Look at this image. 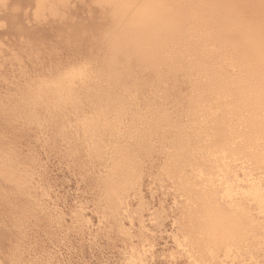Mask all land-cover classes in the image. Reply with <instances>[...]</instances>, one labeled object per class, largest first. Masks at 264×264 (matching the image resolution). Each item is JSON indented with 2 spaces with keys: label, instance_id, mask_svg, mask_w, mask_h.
Wrapping results in <instances>:
<instances>
[{
  "label": "rangeland",
  "instance_id": "obj_1",
  "mask_svg": "<svg viewBox=\"0 0 264 264\" xmlns=\"http://www.w3.org/2000/svg\"><path fill=\"white\" fill-rule=\"evenodd\" d=\"M3 1L8 3V0H3ZM38 1L39 0H37V3H40L41 1L43 2L45 0H40L39 2ZM48 1H50V0H48ZM66 1L69 4L66 3ZM66 1L64 0V3H63V1L61 2V1L55 0V2H54V0H53L52 3L54 2V4H53L54 7H53V5H51L52 4L51 2L46 3V1H45V5L47 6V9L45 8L44 5H42L44 3L41 2L42 4H38V5H40V7L43 6V8H42L43 13H42V11L40 12L41 8L37 7V5H36L37 3L35 1V3H33V5L30 6V12L28 13L27 18L23 23H20L21 21L18 23H17V21L13 22L10 20L12 17L3 15L2 10L6 7L5 4H7V3L0 1V23H2L1 21H3L4 24L6 23V25L0 24V41H1L0 42V52H1L0 53V65H2L0 67V96H1L0 97L1 98L0 104H2V105H0V116H1L0 117V133L1 132L3 133L2 135L0 134V141H1L0 145L2 146V147L0 146V150L2 151V152L0 151V166H2L1 168H3V169L0 168V173L4 174L3 171L1 172V170H4V168H6V170L9 169L10 173H8V171H6V170H4V172L5 173L7 172L8 174H12L11 176L6 177V179L4 176L7 173L4 174V176L0 174V176L2 177L0 179V183H2V184H0L2 186V187L0 186V216H1L0 217V222H1L0 223V250H1L0 251V264H151V263L139 262L137 255L141 251H143L144 248H148L150 244L156 245L158 243V241H156L149 233L140 231L141 227L137 223L138 222L137 219H132V218H135L141 212L150 213L154 209H158L160 211L167 213V216L169 217V219H173L172 215L175 214L176 212L178 213L175 215L177 218L179 217L178 215H180V218L181 217L183 218L182 212L180 213L182 208L180 209V207H183L184 203L178 202V200L180 199L179 198L180 191L178 190V188H175V187L171 188L172 194H160V195L155 196V197H153L152 194L147 195L146 193L137 194V195L132 194L129 196L127 195V197L124 198V207H125V209H127V214L129 215V217H128V220L125 221V225H126L125 232L116 233V234L112 233L111 238H108V235L106 233H104L102 231L97 232V228L99 225L98 224L99 223L98 216H101V214L105 215L104 213L106 212L107 207H108L107 210L108 211L110 210V205H109L110 202L108 201L109 199L105 198V196H108V189L104 188V185L106 184L105 182L107 181V179L101 178L102 176L100 173L103 170L104 166L101 165L102 166L101 167L100 165H97L93 161V163L95 165H97L98 168L101 167V169H97V168L93 167L92 164H90L96 170V174L99 175V173H100L99 176H101V177H99V176H97L98 178L91 177V179H90L89 178L90 176L89 177L86 176V183H85V179L83 180L84 174H80L78 167H77L78 161L80 163H82V159L80 158L81 159V161H80L79 157L78 158L75 157L76 155L73 158V155H71L69 153L70 151H73V150H75V152H76L77 150H79V151L83 150L84 151L87 149L86 151L88 152V154H85V152L84 153L80 152L79 154L80 155L85 154L83 158L85 159L87 157L90 160L89 155L91 153H89V150L92 153L96 150V153H97L98 152L97 148L91 149V148H88L86 146L87 144L86 145L82 144L81 146H83V147L86 146L85 149L83 147H82V149H81V147L73 149V147H75V146H73L71 148L72 149L71 150L70 149L71 146L68 148L66 146V144H67V142H70V141H71L70 144L72 142H75V139H66L64 136H62L63 134H60L59 136H57L58 138L61 136L59 139H57V141L60 143V145H61L60 147H62V148L65 147V148L64 149L59 148V147H57V149H54L55 147L50 148L48 146L49 140L47 139V136L43 137V133H42V129H43L42 126L43 125L40 122L44 121L46 118H47V121H44V122H49L51 120L60 121V119H61L60 117H62L64 119V121L65 120H68V121L71 120L72 123H76L77 127L79 125L80 128H82V127L84 128L83 124H85L89 127H93V129L102 130L106 127H113V126L119 124L124 119L130 120L128 122L130 127H133L132 124H130V122H132V121H134L138 124L139 122H142L144 120L147 123H149L151 120H154V119H156L158 121L163 120L164 123H160L162 121H159L158 123L163 124L164 125L163 127L166 128V129H162V127H161V130H160L161 131L160 133L163 134V135H161L163 141L165 142L166 145H168V151L166 149V152H167L166 155L168 153H170V154L173 153L172 152L173 149L171 148V141L173 139L177 138L178 141H180V142L179 143L177 142L178 143V150H177L178 153H177V156H175V157L178 159L180 158L181 163L183 161L182 166L184 165L185 161L187 162L189 159L192 160L195 156V158H198V160L196 162L197 165L195 164L196 166H194L195 168L201 167V166L202 167H209L211 164H215V162L216 163L219 162L220 158H222V156H224L223 155V153L225 152L223 149L224 146L221 144V143H225V141L221 142V141H223L222 136L224 133L221 136L222 139H219V137L221 135L219 132H222L223 129L225 131V128L222 129V127H226L227 123L224 122L222 117H224V115L228 113L227 111H230L231 109H236V106H235L236 104L233 105L234 106V108H233V106H231V105L227 106V104L225 105V103L224 104L222 103L221 104L223 106L222 107V106H219L220 104L216 105L217 104L216 101H212V99H211V101L208 100L209 102L208 101L205 102L206 107H204L203 102L201 103V102H198L196 100V95L198 94V92L199 93L201 92V90L198 91L199 90L198 88H200L203 84H201V83L198 84V83L194 82V79L197 76V74L195 73L196 70L194 68H192L193 66H190V64L192 65V60H190V58H189V53H190L189 49H190V46H191L193 40L195 39V34L197 31H200V33H204V31H206V30L208 31L209 36L207 39L211 43L209 45V47L213 48L215 46L214 51L211 54L213 55V57L216 56V58H217V53H222L225 56V58L227 59L231 56V54H227V51H231L233 53H235L234 51H236V49H238V50H240V52H244V53L246 51H249V53H247V54L245 53L246 56L240 55L235 60L239 64L235 70H239L241 72H248V74H246L247 77L249 75L255 74L253 76V78H255L257 81L260 82V85L257 86L258 89L260 88V90L255 91V95H253V99H256L257 101L260 99H264V97H263L264 96V92H263L264 87H262V89H261V86L264 85V82H263L264 81V62H263L264 57H262L260 55L257 56V54L255 52H253L249 46L243 44L246 42V40L232 32L234 27L231 25V22L223 23L219 19H210V20H207L205 22H202L201 24H196L190 20V18H192V16L189 12L177 10L178 11L177 16L179 18H181L179 21H185L186 24L184 27H182V25L178 22L181 29L176 34L177 37L175 36L177 42H169V43L164 44L165 49H164L163 54H165L167 52V54H165V56L168 57V53H169L168 59H165L166 57L164 55H162V58L164 56L165 58H163V59H165L166 61L163 59L160 61L161 58L159 59V57H161V56L157 57L155 54L154 60H156V61H154V66H153V62L149 61V59L151 57L146 55L145 53H143L144 51H146V53H149V51L147 52V50H145V49H146V47H147V49H149V46L150 45L152 46L151 43H150V45L147 43L149 45L148 46L145 43L147 41H144V43H143V41L142 42L139 41V43L141 44V46H140L138 41H136V44L134 45L135 42L132 40H129V43H127V38H120L118 35H116V36L114 35L111 37V35H113V33L110 31L113 28H115L114 26H116L117 24H116V22H112V23L111 22H108V23L99 22V18H101V11L98 9L96 11L95 8H97V6L95 5V3H92V6H91L93 12H90V10H89L90 6L87 5V4L91 5L90 2H88L86 5L81 6L82 0H66ZM87 1H95V0H87ZM3 3H4V5H3ZM72 3H74V4H72ZM57 4H58V8L56 7ZM50 5L52 8H54V10H55V7L57 8V10L59 9L58 14L55 13L57 10L56 11L53 10V12L56 14L55 15L51 11L52 8L49 9ZM76 5H78V8L73 9V7ZM3 6H5V7H3ZM25 6H27V5H25ZM36 7L40 8V9L38 10ZM35 8L38 11H34ZM50 11L53 13L52 14L53 16L51 15ZM36 12H38V13H36ZM64 12L66 15H69V20H67V22L66 21H60V18H61V16H63L62 14H64ZM34 13H36L37 16H35ZM39 14H41V15H39ZM162 14L165 15V13H162ZM212 14L213 15L218 14V12L217 11L212 12ZM38 15H39V17H38ZM54 15L57 17H54ZM196 16H193V18L195 19ZM44 18H46V19H44ZM199 18H200V16H199ZM28 19L31 22L30 24L28 23V21H29ZM43 20H45V21H43ZM50 20L52 22L54 21L55 23L51 24V23L46 22V21H50ZM83 20H84V23L81 24L82 23L81 21H83ZM86 20H89V21L93 20V21L89 22ZM195 21H196V19H195ZM44 23L45 24L47 23V24L45 25ZM22 24L24 26V30L19 31V26ZM111 24H112V26H111ZM110 27H112V29ZM17 28H18V30H17ZM116 28H118V26ZM211 28L216 29L218 31V35H212L211 34ZM34 29H36V30L32 31ZM109 29H110V31H109ZM46 30H48V31H46ZM114 31H115V29H114ZM119 31H121V30H119ZM119 31L117 33H119ZM256 31L258 33L261 31L264 32V29L259 28V29H256ZM104 33H105V35H104ZM122 33L123 32H121V34ZM102 34H103V36H105V38L110 37V39L109 40L105 39V40H108V41H105L104 37L102 38ZM21 36H24V37H21ZM113 37H116V39ZM181 38H183V39H181ZM103 40H104V42H103ZM111 40H112V42H111ZM116 40L118 43L114 42ZM119 40L123 41V44ZM195 41H197V40H195ZM107 42L110 43V45ZM112 43H114V44L111 45ZM130 43H131V45H130ZM132 43H133V45H132ZM137 43L139 44V46L136 47V45H138ZM117 44L121 48L119 46H117ZM122 45H125V46H122ZM126 45H128V47L132 46L133 51H130V49H127ZM107 46H111V47L114 46L115 52L112 51L111 47H110L111 48L110 49ZM115 46L117 48H115ZM124 47H125V49H127L128 53L126 51L125 52L122 51L124 49ZM138 47H139V49H138ZM142 47H144V50ZM116 49H118L119 51H121L122 53H125V54L122 55L121 52L117 53L119 51ZM135 49L137 51L138 50L141 51V57L138 60L136 58L139 57L138 54L140 55V52L138 53ZM15 50H17V51H15ZM110 50L114 53L113 56L115 54H117V56H115L117 58L113 57L112 55L110 56V53L112 54V52ZM201 51L202 50L200 49V51H198V52H201ZM132 52L136 53V54L133 53L135 57L131 55ZM126 53L127 54L130 53V55H128V58L126 56ZM152 54H154V53H152ZM144 55L148 56L149 59H147L148 57L146 58V56H144ZM170 55H171V58H170ZM109 56H110V58H109ZM129 56H130V58H129ZM136 56H138V57H136ZM142 57H144V59ZM155 57H157V59ZM111 58L113 60H111ZM141 58H142V60H141ZM115 59H117V60H115ZM129 59H131V60H129ZM145 59H146V62L148 60V62L146 64H144ZM169 59L171 60V63L168 62V61H170ZM93 60H94V62H93ZM119 60L122 64L117 65ZM126 60H127V62H125ZM151 60H153V55H152ZM182 60L184 62L180 63ZM186 60L188 62L191 61L190 64H188ZM18 61H20V62H18ZM123 61H124L125 65L123 64ZM136 61L139 63H137ZM158 61H160V62L158 63ZM172 61H173V63H172ZM88 62L90 63V66H87ZM142 62H144L143 65H140ZM156 62L158 65L157 66L158 69H157V67H155ZM150 63H152V64H150ZM177 63H179L180 65ZM186 63H187V66H185ZM217 63L220 66H225L224 63H221V62H217ZM111 64L114 67H111L110 66ZM136 64H138V65H136ZM159 64H160L161 68H159ZM148 65L150 67L153 66V69L150 67H148V69H146ZM171 65L174 67L172 68ZM69 66H71V67L76 66V68L73 67L74 69L73 68L71 69V67H69ZM79 66L82 67L81 71H80ZM122 66L126 67V69L123 68ZM143 66H145L146 68H142ZM168 66H169V68H168ZM67 67H68V71L70 68L71 69L70 71H72V70L78 71L79 70L80 72L78 71L79 72L78 73V72L72 71L69 73V72H67ZM84 67H86V68H84ZM102 67H104V68H102ZM127 67H128V69H127ZM130 67H131V69H130ZM170 67L172 68V70L170 69ZM83 68L85 69V71ZM92 68H94V69H92ZM107 68H108V70H107ZM110 68H111V70H110ZM113 68H117V69L114 71ZM122 68L125 69L126 72H125V70H121ZM187 68L188 69L191 68L190 69L191 71L190 70L188 71ZM104 69H105V71H104ZM168 69H170V71ZM65 70L67 72L66 73L67 81H69L68 80L69 78H70L71 82L74 81V79H75V83H70V81L68 83L66 81L68 83L67 84L64 81V80H66L64 78ZM100 70H102L104 73ZM112 70L114 73L111 72ZM127 70H128V72H127ZM175 70H177V71L175 72ZM60 71H61V73L63 72L62 73L63 77H61ZM99 71H100V73H99ZM119 71H121V73L123 72L124 75L121 73L119 75ZM157 71H159V72H157ZM73 72L76 75H74ZM130 72H132V74ZM77 73L80 77L79 76L77 77ZM94 73H95V75H94ZM109 73H111V75ZM128 73H130V74H128ZM67 74H69V75L73 74L71 76H73L74 79L71 76H67ZM82 74H84V75L82 76ZM90 74L93 78L95 77L94 80H93V78H91V76H88ZM112 74H114V75L112 76ZM194 74H195V77H193ZM43 75H44V78L42 77ZM116 75L119 77H117ZM125 75H126V77H125ZM127 75L128 76L130 75V77H128ZM131 75L133 77H131ZM37 76L41 77L43 80L45 79V81L48 80L47 84L45 81H42V79H40ZM45 76H47V77H45ZM101 76H103V78ZM109 76L110 77L112 76V77L108 79ZM219 76L223 80L227 81V76H228L227 72L225 73L224 71H220ZM35 77H36V79H35ZM51 77L53 78L54 82L51 81L52 80ZM57 77L63 78L64 79L63 81L65 83L61 82L62 79L60 80ZM97 77H99L100 79ZM113 77H115V78H113ZM190 77H191V79H190ZM31 78H32L33 82L30 81ZM77 78H79L80 80H77ZM86 78H88V79H86ZM57 79L60 81H58ZM89 79L92 81L90 82ZM116 79H117V81H116ZM135 79H137V80H135ZM49 80L51 81L50 84H49V82H50ZM120 80H121V82H120ZM8 81H10L11 83H9ZM56 81H58V82L56 83ZM84 81L86 83H84ZM109 81L111 83H109ZM114 81H116V82H114ZM133 81H135V82H133ZM26 82L28 83V86H26L27 85ZM103 82H105V83L107 82V83L105 84ZM112 82H114V83H112ZM126 82H127V84H129V89H130V87L132 88L129 91H128V87H126V86H128L126 84ZM30 83H32V84H30ZM54 83H55V85L56 84L57 85L55 86ZM115 83H117V84H115ZM123 83L126 85H124ZM193 83H195L197 86ZM45 84L47 85L48 88L46 87ZM58 84H60V85H58ZM74 84H76V85L74 86ZM83 84H84V86H83ZM86 84H87V86L91 84L90 85L91 89L89 88V86L87 89H85L87 87ZM110 84L113 86H111ZM139 84H140V86H139ZM34 85H37V86H34ZM50 85H51V87H50ZM69 85H72V86H69ZM108 85H110V86H108ZM116 85L117 86L119 85V86L115 87ZM131 85H134V87ZM38 86H40V87H38ZM62 86L64 89L62 88ZM67 86L71 87V88L75 87L76 90L73 91L75 89L74 88V89H71L68 91ZM136 86H138V87L135 88ZM243 86L246 88V86H247L246 83ZM34 87H35V89H34ZM37 87L40 88V90L37 89ZM44 87H46V88H44ZM55 87L58 88L59 93H57V91H56L57 88H55ZM257 87H256V89H257ZM19 88H21V89H19ZM29 88L31 91L29 90ZM49 88H50V91H48ZM60 88H61V91H59ZM79 88H81V89H79ZM110 88H111V90H110ZM98 89L102 91V94H101V92H99ZM104 89H107V90L103 91ZM135 89L138 92V94L135 95L136 97L135 96L131 97V93H132V96H133V94L137 93V92L133 93L135 91ZM196 89H198V90H196ZM64 90H65V94H64ZM94 90H95V92H94ZM19 91H21V92H19ZM27 91L30 93H27ZM32 91H35V93ZM37 91L39 92L38 96H37ZM67 91H68V93L69 92H71V93L76 92V96L74 93H73L74 94L73 99L71 97V95H73V94H71V93H69V94H71L70 95L71 98L66 96ZM24 92L27 94H24ZM86 92H88V93H86ZM96 92H97V95H95ZM129 92H130V94H129ZM47 93L51 94L50 97H48L49 95ZM81 93H84V94H81ZM106 93H108V95H110L111 97L108 95H105ZM159 93H160V95H159ZM22 94L24 96H22ZM39 94L41 95V98L43 97L46 100V102H43L45 100L43 98L41 99L39 97L40 96ZM44 94H47V95L44 96ZM58 94H60V95L62 94L63 97L58 95ZM99 94H100V98L97 97V96H99ZM19 95H20V97H19ZM103 95H104V97H103ZM189 95H191V96H189ZM246 95L249 96V91ZM250 95L252 97V94H250ZM78 96H80V97H78ZM145 96L147 97V99L145 98ZM34 97L36 98V100L34 99ZM45 97H47V98H45ZM54 97L56 100L54 99ZM251 97L249 96V98H251ZM26 98H27V101H26ZM29 98L31 101L28 100ZM80 98H81L82 102H80ZM96 98L99 100H96ZM102 98L105 99V102H102ZM17 99H19V101ZM68 99L73 101V102L69 101ZM106 99H108V101ZM23 100H24V102H23ZM41 100H43V101H41ZM47 100L49 102H47ZM100 100H101V102H98ZM132 100H133V102L136 101V103L131 102ZM61 101L64 105L61 103ZM91 101L92 102L94 101V103H92ZM13 102L15 104L17 103L15 106L17 109L13 106L14 105ZM42 102L44 105L42 104ZM52 102H53V104L55 103L56 105L55 104L53 105ZM107 102H108V106L106 104ZM25 103H27V104H25ZM95 103H97V104L95 105ZM178 103H180V104H178ZM195 103H196L197 107H196ZM199 103L203 104L201 107L202 108L204 107V109H206L208 107L207 108L208 110H204V111H203V109H200V111L197 110V108L199 109V107H200ZM207 103H211V104L209 105ZM214 103H216L215 108H214ZM3 104H5V105H3ZM36 104H38V105L35 106ZM41 104H42V106H40ZM72 104H74V105H72ZM135 104H140V105H135ZM71 105H72V107L73 106L74 107L72 108ZM77 105H78V107L79 106L80 107L78 108ZM83 105H84V107H83ZM85 105L86 106L89 105V106L86 107ZM23 106H25V108ZM211 106L215 110L214 113H212L213 108ZM224 106L226 108H224ZM58 107L61 108V110ZM81 107H83V109H81ZM189 107H191V108H189ZM229 107L231 108L230 110H229ZM28 108H30V109H28ZM56 108H58V109H56ZM66 108H67V110H66ZM68 108H69V110H68ZM209 108L211 111L209 110ZM217 108H218V110H217ZM221 108H223V109H221ZM73 109H74V111H73ZM43 110L46 112L43 113ZM58 110H60V114H59ZM70 110H72V111H70ZM75 110H76V112H75ZM39 111H41L43 114ZM207 111L211 113L210 116H209L210 113L208 114ZM222 111H224V112H222ZM254 111L255 110H253V114H256ZM57 112H58V114H57ZM195 112H197L198 114H201V112H204L205 116L202 113V115H201L202 118H201L200 115L198 116V114H194ZM65 113H67V114H65ZM6 114H7V116H6ZM46 114H48V115L46 116ZM70 114H72V115H70ZM206 114H207V116H206ZM12 115L13 116L16 115V117H13ZM69 116L71 117V119ZM137 116H138V118H137ZM203 116L207 117V118L210 117L211 119L209 120V119L203 118ZM17 117H19V118H17ZM253 117L255 118L256 115L255 116L253 115ZM72 118H73V120H72ZM10 119L12 120V122L10 121ZM30 119L32 120V122H30L31 121ZM63 119H62V121H63ZM189 119L191 122L189 121ZM194 119L196 121L197 120H199V121L194 122ZM205 119H206V121L208 120V122H209L208 124H211L212 126H216L218 124L216 126V128L220 129L219 125H221L222 131H221V129L220 130L219 129L214 130L213 127H211V129H213L215 132H218L219 134H217V133L215 134L214 132H212L213 130L211 131V129H210L211 125L210 126H207L208 124L204 125L203 122L205 121ZM217 119L221 124L217 121ZM13 120H15V122H13ZM252 120L254 121V119L251 117V118H249V122H248V120H247V122L250 123V121H251V123H253ZM240 121H242V120L236 121V123L235 122L229 123L227 125L228 128L226 127V131L228 130V132H229V133L228 132L227 133L231 134L233 136H237V134H235V133H236V131L239 130L237 127H239V128L241 127ZM16 122H17V124H16ZM215 122H217L216 125H215ZM30 123L32 124V126H30L31 125ZM35 123H36V125H35ZM165 123L166 124L170 123V125L167 124L168 126H170L169 127L170 129L165 126L166 125ZM194 123H197V126L195 125L196 128H195V126H193ZM198 123H199V126L202 125L200 128L198 127ZM233 123L235 124V126H233L234 125ZM23 124L25 126H23ZM47 124L48 123H46L45 125H47ZM189 124H190V126H193L192 127L193 130L190 129ZM231 124H232V126H231ZM28 125H29V127L26 128V126H28ZM160 126H162V125H160ZM205 126H207L206 127L207 129H210L209 131H207V132H209L208 135L206 133V130H204ZM37 127L38 128L40 127L41 129L39 128V130H38ZM197 127L199 129H202V127H204V129H202L204 131H202V130L199 131ZM235 127H236V129H235ZM29 128H30V130H27ZM229 129H231V130H229ZM232 129L235 132H233ZM196 130L198 133L195 132ZM32 131H33V133H31ZM226 131H225L224 135H226ZM193 132H195L197 134L196 137L193 134ZM200 132H202L204 134H202ZM205 133L207 136L205 135ZM210 133L214 136H212ZM35 134H37V135L35 136ZM190 134L192 136L193 135L194 136L192 137ZM199 134H202L203 136L207 137V138L204 137L203 138L204 141H202L204 146H205V143H207L206 146L208 148L206 146L204 147L205 149L207 148L206 151L211 152L213 150L212 153L205 152L206 156L208 158L207 157L199 158L201 156V154L203 153L202 151L203 150L205 151V149H202V147H201L202 143H201V146L199 147L200 149L197 148L198 146L196 145V142H197L196 139H195V141H196L195 144H194V142L192 143V139L197 138V136L200 137V139L198 138V142L201 141V136ZM32 135H34V136H32ZM215 135H216V137H215ZM5 136H6V138H5ZM185 136L187 138H190V137L192 138V139L190 138L191 139L190 143H192V145L190 143H187L188 141L186 138H184ZM244 136L242 138H244ZM247 136L248 135H246V138L244 139V141H246V142L250 141V143H252L251 141H253L252 144L255 143L254 145L259 143L258 144V146H259L261 143L264 142V139H263V141H262V139H261V141H259L258 138L255 140V138L250 137V136L247 137ZM63 137L65 138L64 141H63ZM213 137L215 139L218 137V141L220 140L219 142H221L220 144L222 146H220V148H219V144H217L218 141H216V144L218 145V149H220V150L222 149L223 152H221L222 151L221 150L220 152L217 153V151H218V150L216 151L217 146L214 143L215 139H214V142H212ZM41 138L43 139V141ZM182 138L184 139V141H187V142H184ZM208 138H211L210 142H208L209 141ZM248 138H250V139H248ZM4 139H5V141H4ZM37 139H41V141L39 142V141H37ZM181 139H182V143L184 142L183 145H185V143L187 145H191L190 150H191V148H195L194 146L196 145L197 149L196 150L192 149L191 152L188 151L189 149L187 148L188 149L187 152L190 153L189 155L191 156L192 159L189 158L187 153L186 154H187L188 158L184 157V159L187 158L188 160L185 159V161H184V159H182L183 157L181 158L180 154H182V156L185 155V153L179 154V151L182 152V150H179V146H180L179 144H181ZM190 139H189V141H190ZM206 139H207V141H206ZM225 139H226V137H225ZM45 141H48V142H45ZM65 141H67V142H65ZM211 142H212V144H211ZM5 143H6V145L9 144V145H7L8 146L7 148H6ZM208 143L213 145V147L216 146L215 151H214V149L208 150L209 149ZM28 144H30V145H28ZM63 144H65V145H63ZM75 144L77 145V142H75ZM198 144L200 145V143H198ZM238 144L236 146L237 147L236 150H238L239 155L237 154L236 150H233L232 152L230 151L231 153L229 152L231 154V156H232V153L234 155V153L236 152V154L234 156H237L238 158H240L239 159L240 161H243L244 159L246 161L253 160V159L249 160L248 155L250 156V158H253L255 156V159L257 158L258 161L259 160L263 161L262 163L254 164V162L255 163H257V162H256V160H253L254 162L251 165L253 167L254 171H256L255 172L256 176L257 177L259 176L257 179V184L258 183L261 184L260 187L263 188L264 187V178H263V175H264V168H263V166H264V150L262 151L258 147L259 150H258V148H256V150H257L256 151L255 146L251 147L252 148L251 149V148H248L247 146H245V144H243L244 147L242 146V148H241V146H238ZM211 145H210V147L213 148ZM263 145H264V143H263ZM20 147H22V148H20ZM181 148H184V147L182 146ZM239 148H241V149H239ZM60 149H62L63 151ZM64 150H65V152L67 151L66 152L67 155L64 154L65 153ZM183 150L185 151L186 149H183ZM194 150L198 152V153H196L197 155L199 154V151H200L201 152L199 154L200 156L195 155L194 154L195 152H193ZM251 150H253V151H251ZM243 151H245V152H243ZM25 152H26V154H25ZM213 152H214V154H213ZM226 152L228 153V150ZM261 152L263 153L262 154L263 157L260 154ZM31 153H33V156ZM62 153L66 157L65 156L63 157ZM192 153L194 154V156H192ZM34 154H36V155H34ZM68 154H69V156L72 157V159H71V157L69 158ZM178 154L180 157L178 156ZM210 154H211V156H209ZM219 154L222 156H220ZM230 154H228V155H230ZM242 154L246 155V156H243ZM251 154L253 155V157L251 156ZM24 155H26V157ZM6 156H7V158H5L6 159L5 160L4 157H6ZM93 156L95 157V155H93ZM11 157H12L13 163L11 161ZM27 157L29 158V160L26 159ZM96 157H97V155H96ZM34 158L36 159V162H37L35 164L33 161L31 162V160ZM37 158H38V160L41 159L40 160L41 162L38 161ZM70 160H72V161H70ZM189 161H188V163H190ZM25 162L29 164V165L26 164L27 165L26 167H25ZM90 162H91V160H90ZM180 162L178 160L177 164L178 163L181 164ZM193 162L194 161L192 160V163L189 165H186L187 164L186 163L185 164L186 166L184 165V167H187L190 165L193 166L194 165ZM23 164H24V166H23ZM31 164H32V166H31ZM40 164H42V165H40ZM3 165H5V166L3 167ZM33 165H35L34 169H37V171L33 169V167H34ZM36 165L40 169H38L36 167ZM248 165L250 166V164H248ZM177 166L179 167V165H177ZM41 168H43V169H41ZM93 168H90V171H92ZM179 168H181V167H179ZM188 168H192V167H188ZM197 169L199 170V168H197ZM10 170L14 171V172L12 173ZM38 170L40 173H38ZM25 171H26V173H25ZM14 173H15V175H14ZM31 173H32V175H31ZM260 174L262 175L261 177H260ZM80 176H83V177L80 178ZM17 177H19V178H17ZM33 177H35V178L37 177V178L35 179ZM10 179H11V181H10ZM20 179H22V180H20ZM4 180H6L8 183L7 182L5 183ZM33 180H35V181L32 182ZM90 180L91 181L93 180V182L91 183ZM37 182H40V183H37ZM23 183H24V185H23ZM230 183H231V181H230ZM39 184H42L44 187L41 188L42 186ZM17 187H19V188L17 189ZM98 187H100V188H98ZM1 190L4 191L3 192L4 194L2 193ZM19 191H21V192H19ZM2 194H3V196H2ZM30 195H33V196L31 197ZM43 195H45V196H43ZM36 196L38 197L37 199H36ZM1 198L4 200L2 201ZM21 198H22V200H21ZM24 198H26V199H24ZM161 201H163L164 203H161ZM185 201H187V200H185ZM179 203H182V204H179ZM40 204H42V205L47 204L48 206L46 205L47 207H45V205H44L43 207H45V208H43L42 205H40ZM54 205H56V207L58 206V208H62V211L57 213L56 207H54ZM112 206H113V203H112ZM98 207L99 208L101 207V208L98 209ZM47 208H48L49 212H48V210H46ZM81 208H83V210ZM86 209H87V212H85ZM104 209H105V211H104ZM102 210L104 213L102 212ZM36 211H37V213H36ZM43 211H47V212L43 213ZM52 211H56V212H52ZM91 211H93V212H91ZM172 211H173V213H172ZM114 214H115V216L117 215L115 212H112V215H114ZM258 214H259V216H258ZM260 215H262V216H260ZM118 217H120V216H118ZM256 217L262 219L263 214L260 212L256 213ZM113 219L116 220V217H114ZM61 220L64 221V223L62 222V224H61L60 223ZM84 220L86 223H89V221H91V227L89 229H85V230L81 231L76 227H77V225H78V227H82V226L86 227L85 226L86 224L82 225V221L84 224ZM115 220H114V222H115ZM122 220L118 221L119 222L118 225L121 223ZM180 220L177 219V223H175V225L168 226V230H167L168 232H166V230H165L163 234L159 235V237L160 236L161 237L160 238L158 237L160 244L158 245L159 249L157 248L158 249L157 257H158V260H160V261L157 264H179L173 260H168L166 262L165 257L167 260V258H170V256L172 255L171 253H173V251H178L177 244H174V243H176V241H174V240L177 239V235L181 239L185 235L184 234L185 231L180 232V233H182L181 235H180V233L179 234L177 233L178 232L177 230L181 229L180 223L182 224V222H183L182 220L181 221ZM58 221H59V223H58ZM59 224L61 225V227ZM184 230H185V228H184ZM170 231H171V233H170ZM172 233H174L173 234L174 238L172 236ZM191 237H194V234H192ZM166 243H168V245H170L172 248L170 246H169L170 248H168V245L166 247V245H165ZM160 245H163L164 247L163 246L159 247ZM260 247H264V229H259L255 232V234L251 235V241L250 242L240 243V248L247 254L246 262L248 264H264V254H262L260 252ZM160 250L162 252H160ZM167 251H169V252H167ZM166 252H167V254H166ZM164 253L166 254V256ZM169 253H170V255H169ZM158 255H160V256H158ZM167 255H169V257ZM194 255L196 258L199 259L198 264H202L200 259L204 258L208 254H205L203 252H199V253L197 252V253H194ZM160 257H164V258H160ZM162 259L164 262L162 261ZM231 261H233V260H231V257H230L229 260H227L228 264H231L232 263ZM240 264H243V263H240Z\"/></svg>",
  "mask_w": 264,
  "mask_h": 264
},
{
  "label": "bare ground",
  "instance_id": "obj_2",
  "mask_svg": "<svg viewBox=\"0 0 264 264\" xmlns=\"http://www.w3.org/2000/svg\"><path fill=\"white\" fill-rule=\"evenodd\" d=\"M1 2H4V3H7L3 0H0ZM37 3V0H8V3L5 4V7L2 11H3V15H6V16H9V17H12L10 20L11 21H17L20 22V23H23L27 16H28V13L30 12V6L33 5V3ZM40 1V0H39ZM38 1V2H39ZM46 3H52V1H48V0H45ZM45 1H41L40 3H37V7H40V5L38 4H42L45 6V8L47 9V6L45 5ZM57 1V0H56ZM58 1H63L64 3V0H58ZM66 1V0H65ZM55 2V0H54ZM54 2L51 4L53 5ZM70 2V1H69ZM88 2L91 3L90 4H87ZM3 3V5H4ZM66 3H68L66 1ZM75 3V2H74ZM72 3V4H74ZM92 3H95V5L97 6L96 11L97 9L101 11V18H99V22L101 23H108V22H116V26H114L115 28L112 29V27H110L112 30L109 31L113 33L112 36H116L118 35L120 38H127V43H129V40H132L134 41V45L136 44V41H139L144 43V41H147L145 42L146 44L148 43L150 45V43L152 44V46L148 45L149 46V49H146L147 52L149 51V53H146V51H144L143 53H145L146 55L150 56L152 58V55H153V60H151V58L149 59L148 56H146L147 59H149L150 62H153V66H154V56L156 54L157 57H159L160 61L165 58V54H167V52L165 54H163L164 52V49H165V43H169V42H177L175 36L177 37V33L178 31L181 29V27L179 26V23L182 25V27L185 26V21H179L181 18H179L177 16V13L178 11L177 10H181V11H186V12H189L192 16V18H190L191 21H193L194 23L196 24H201L202 22H205L207 20H210V19H219L221 22L225 23V22H231V25L234 27L233 29V33L237 34L238 36L242 37L243 39L246 40L245 45L249 46L251 48V50L253 52H255L257 54V56H262L264 57V32L261 31V32H257L256 29H264V0H95V1H87V0H82L81 1V6L83 5H88L90 6L89 10L90 12H93L91 6H92ZM69 4V3H68ZM27 5V6H25ZM51 5L49 6V9L52 8ZM63 5V4H62ZM65 5V4H64ZM56 6V5H55ZM67 6V5H66ZM73 6V5H72ZM28 7V8H27ZM36 7V8H37ZM54 7V5H53ZM58 8V4L56 6ZM55 7V10L54 8L51 9V11L53 12L57 10V8ZM34 11H38L40 8V12L42 11V8L43 6H41L40 8H37ZM44 8V9H45ZM78 8V5L74 6L73 9H77ZM45 9V10H46ZM81 9V8H80ZM44 10V11H45ZM59 10V9H58ZM56 11L55 13L58 14L59 11ZM50 11V12H51ZM78 11V10H77ZM218 12V14H212V12ZM39 12V13H40ZM51 12V15L54 13ZM38 13V12H36ZM34 13L35 16H37V14ZM43 13V11H42ZM54 13V14H55ZM162 13H165V15H163ZM55 14V15H56ZM65 14V12H64ZM62 14L63 16H61L60 18V21H66L69 20V15H64ZM33 15V16H34ZM41 15V14H39ZM38 15V17H39ZM54 17H57L55 16ZM197 15V16H196ZM34 16V17H35ZM45 16V15H44ZM43 16V17H44ZM47 16V15H46ZM53 16V15H52ZM193 16H196L195 19L193 18ZM200 16V18H199ZM77 18V17H76ZM75 18V19H76ZM183 18V17H182ZM46 19V18H44ZM72 19V18H71ZM29 20V19H28ZM27 20V21H28ZM35 20V19H34ZM39 20V19H38ZM45 21V20H43ZM79 21V20H78ZM86 21H89V20H86ZM90 21H93V20H90ZM89 21V22H90ZM2 23H0L1 25H6V23L4 24L3 21H1ZM47 23H51V24H54L55 22L53 21H46ZM65 22V23H66ZM69 22V21H68ZM83 24L84 23V20L81 21ZM179 22V23H178ZM28 23L30 24V20L28 21ZM46 23V24H47ZM45 24V23H44ZM45 24V25H46ZM115 24V23H114ZM113 24V25H114ZM110 25V24H109ZM54 26V25H53ZM112 26V24H111ZM118 26V28H116ZM123 26V27H122ZM36 27V26H35ZM48 27V26H47ZM46 27V28H47ZM121 27V28H120ZM49 29V28H48ZM115 29V31H114ZM18 30V28H17ZM23 31L24 30V26L23 24L19 26V31ZM36 29L32 30V31H35ZM44 30V29H43ZM121 30V31H119ZM185 30V29H184ZM48 31V30H46ZM108 31V32H109ZM119 31V33H117ZM104 32V31H103ZM109 32V33H110ZM121 32H123L121 34ZM106 33V32H105ZM104 33V35H105ZM108 34V33H107ZM111 34V33H110ZM211 34L212 35H218V31L214 28H211ZM207 36V37H206ZM208 36H209V33L208 31H204V33H200V31H197L196 34H195V39L193 40L191 46H190V53H189V58L190 60H192V65L190 64L191 61H187L188 64H190V66H193L192 68H194L196 71L195 73L197 74V76L195 77V74L193 77H195L194 79V82L195 83H201L203 84L200 88L196 89L198 91L201 90V92L196 95V100L198 102H203L204 103V107H206L205 105V102H207L208 100L211 101H216V103H214V108L216 107V105L220 104L219 106H222L221 104L225 103V105L227 104V106H233L235 105L236 106V109H231L229 107V110L230 111H227L224 115L223 120L226 124V127L229 123H232V122H235L236 121H239V120H242L240 121L241 122V127H237L239 130L236 131L235 134H237V136H233L231 134H228V130L226 131V127H222L221 125L220 126V129L222 127L225 128V131H226V135L225 134V131L223 129H221L222 132H219L221 135L219 137V139H222L223 137V141L221 142H224L225 143H221L218 141V137L215 139L213 137V141L214 142V139H215V144H216V141L217 144H219V148L220 146H224V153L220 156H222V158H220V161L219 162H215V164H211L209 167H194L197 165V160L198 158H195L194 154L197 155L196 153H198L197 151H195L197 148L200 149L199 147L201 146V143L202 141H204V137L202 134H199L201 136V141L198 142V138L200 139L199 136H197V138H194L192 139L190 136V138L192 139V143L196 142V145L198 146L196 148V145L194 146L195 148H191L190 150V147L192 145L191 142V139L190 138H187L186 136L184 138L187 139V141H183L184 142H187V143H190L191 145H187L184 142L182 143V139H181V144H179L180 146L182 145L184 148H181L179 146V150H182V152L179 151V154L180 153H185V155L182 156L181 155V158L184 159V157H187V154L189 156V158H191V156L189 155L190 153L187 152L188 151H192V149H195L193 152H195L194 154L192 153V156H194V158L192 159L194 162H193V166H187V167H184V165H189L192 163V160H188L190 163H188V161L186 162L185 159H184V165L182 166V163L180 162L181 159L179 158H176L175 156H177V153H178V143L180 141H178V139H173L171 141V148L173 149L172 150V154L168 153L166 155V149L168 151V145L165 144V142L163 141L160 132L161 130V127L162 129H166L164 128L163 124H160V123H164L163 120H159V121H162L160 123H158L159 121L154 119V120H151L149 123H147L145 120L142 121V122H139L138 124L134 121L130 122V124H132L133 127H130L129 126V119L126 120L124 119L123 121H121L119 124L113 126V127H106L102 130H97V129H93V127H89L85 124L84 125V128H80V126L78 125L77 127V124L76 123H72V121H68V120H65L60 117V121L58 120H51L49 122H44V121H47V118L40 122L42 125V133H43V137L44 136H47V139L49 140L48 141H45V142H48V146L50 148L52 147H55L54 149H57V147L59 148H62L60 147V143L57 141V139H59L57 136H59L60 134H63L62 136H64L66 139H75V142H77V145L75 144V142H72L70 144V142H67L66 146L69 148L70 146V149L73 147V149L75 148H80L82 149L83 146H81L82 144H87L86 146L88 148H97L98 152L96 153V150L92 153L90 150H89V153H91L89 156H90V160L87 158H83L85 154H88V152L86 150H77L75 152V150L73 151H70L69 153L71 155H73V158L74 156L75 157H79V159L81 158L82 159V163H80L78 161V164H77V167H78V170L80 172V174H84V178L83 180L85 179V183H86V176L89 177L91 179V177H95V178H98L97 176L100 175L101 173V178H106L107 181L105 182L106 184L104 185V188L108 189V196H105L106 199H109L108 201L110 202V210L108 211L107 208H106V212L104 213L103 210L102 212L105 214V215H102L101 216H98V220H99V225H98V228H97V232L98 231H102L104 233H106L108 235V238H111V234L112 233H121V232H125V229H126V225H125V221L128 220V217L129 215L127 214V209H125L124 207V198L127 197V195H137V194H142V193H146L147 195H150L152 194L153 197L155 196H158L160 194H172L171 193V188L175 187V188H178V190L180 191L179 193V200L178 202H183L184 205L183 207H180L181 211L180 213L182 212V216L183 218L181 219L180 218V215H178L179 217L177 218L175 215L178 214L177 212L175 214H173V219H169V217L167 216V213L163 212V211H160L158 209H154L152 212L150 213H144V212H141L139 213L138 216H136L135 218H132V219H137V223L139 224V226L141 227L140 228V231L142 232H146V233H149L156 241H158V243L156 245H153V244H150L148 248H144L143 251H141L138 255H137V258H138V261L139 262H142V263H151V264H157L159 263L160 260H158V257H157V251H158V245L160 244V241H159V235L163 234L164 231L166 230V232H168V226H173L175 225V223H177V219H181L183 222L182 224L180 223V227L181 229L180 230H177L178 234L180 232H183L185 231V235L183 236V238H179L178 235H177V239H175L174 241H176V243L174 244H177V249L178 251H173V253H171L172 255L170 256V258H167L166 260V257H165V261L167 262L168 260H173L175 261L176 263H179V264H198L199 262V259L195 257L194 253H199V252H203L205 254H208L207 256H205L204 258L200 259V261L202 262V264H228L227 260H229V258L231 257V261L230 263L231 264H240V263H243V264H248L246 262V259H247V254L240 248V243H246V242H250L251 241V235L255 234V232L259 229H264V187L261 188V184H257V179L258 177L256 176L254 169L253 167L251 166L252 163L254 162L253 160H256L257 163L254 162V164H258V163H262L263 161L259 160L256 158L255 159V156L253 157V155L251 154V156L253 158H250V156L248 155V159H253V160H250V161H240L237 156H234L236 154V152L232 153V156H231V152L233 150H236L237 149V144L238 146H243V144H245V146H247L248 148H251L253 146H255V150L256 148H260V150H264V145L263 143H261L259 146L258 144L254 145L252 144L253 141H251L252 143H250V141L246 142L244 141V139L246 138V135H248L247 137H253L255 138V140L258 138L259 141H263L264 139V99H260V100H256V99H253V95H255V91L257 90H260V88L258 89L257 86L260 85V82L257 81L255 78H253V76L255 75H249L247 77L246 74H248V72H241L239 70H235L237 67H238V62L235 61L240 55H244L246 56L247 53H249V51H246L245 53L244 52H240V50L236 49V51H234L235 53L231 52V51H227V54H231V56L229 58H225V56L222 54V53H217V58L216 56L213 57V55L211 53H213L214 51V47L211 48L209 47V45L211 44L209 41H208ZM21 37H24V36H21ZM20 37V38H21ZM104 37V40L105 39H110V37L108 38H105V36H103L102 34V38ZM118 37V38H119ZM116 39V37H113ZM129 38V39H128ZM23 39V38H22ZM100 39V38H99ZM183 39V38H181ZM103 40V42H104ZM108 40H105V41H108ZM113 40V39H112ZM111 40V42H112ZM197 40V41H195ZM120 41V40H119ZM1 42V41H0ZM114 42H117L114 41ZM122 42L123 44V41H120ZM108 43V42H107ZM106 43V44H107ZM118 43V42H117ZM125 43V42H124ZM137 43V44H138ZM110 45V43H108ZM114 43H112L111 45H113ZM140 44V43H139ZM136 45L137 46H139ZM145 44V45H146ZM131 45V43H130ZM133 45V43H132ZM117 46H119L117 44ZM122 46H125V45H122ZM127 46V49H130V51H133L132 49V46L131 47H128ZM141 46V44H140ZM107 47H111V46H107ZM120 47V46H119ZM145 47V46H144ZM144 47L143 50H144ZM112 48V51L115 52L114 50V46L111 47ZM110 48V49H111ZM115 48H117L115 46ZM121 48V47H120ZM123 49V48H122ZM127 49H124L122 50L123 52H127ZM132 49V50H131ZM139 49V47H138ZM200 49L202 50L201 52H198L200 51ZM118 50V49H116ZM121 50V49H120ZM136 50V49H135ZM17 51V50H15ZM100 51V50H99ZM111 51V50H110ZM111 51V52H112ZM119 51V50H118ZM129 51V52H130ZM137 51V50H136ZM135 51V52H136ZM166 51V50H165ZM107 52V51H106ZM112 54L110 53V56L112 55L113 56V53ZM121 51L117 52V53H120ZM138 53L140 52V55L138 54V58H136L137 60L140 59L141 57V51L138 50L137 51ZM1 53V52H0ZM122 53V52H121ZM128 53V52H127ZM126 53V56L128 58V55ZM132 52V56H134V53ZM154 53V54H152ZM175 53V52H174ZM107 54V53H106ZM125 54V53H122V55ZM16 55V54H15ZM105 55V54H104ZM120 55V54H119ZM143 55V54H142ZM162 55L163 58H162ZM108 56V55H107ZM109 56V58H110ZM117 56V54H115L113 57ZM131 56V57H132ZM135 57V56H134ZM157 57H155L157 59ZM168 57H169V53H168ZM168 57H166L165 59H168ZM173 57V56H172ZM5 58V57H4ZM18 58V57H17ZM108 58V59H109ZM117 58V57H115ZM130 58V56H129ZM144 59V57H142ZM141 58V60H142ZM170 58H171V55H170ZM38 59V58H37ZM163 59V60H165ZM90 60V59H89ZM106 60V59H105ZM111 60H113L111 58ZM117 60V59H115ZM131 60V59H129ZM170 60V59H169ZM173 60V59H172ZM80 61V60H79ZM140 61V60H139ZM158 61V63L160 62ZM166 61V60H165ZM164 61V62H165ZM168 61V60H167ZM20 62V61H18ZM84 62V61H83ZM94 62V60H93ZM105 62V61H104ZM109 62V61H108ZM112 62V61H111ZM110 62V63H111ZM127 62V60L125 61ZM129 62V61H128ZM137 62V61H136ZM148 62V60H147ZM146 62V59H145V63L142 62L140 65H143L147 63ZM171 63V60L168 61ZM184 62L183 60L180 62L182 63ZM217 62H221V63H224L225 66H220ZM263 62H264V58H263ZM139 63V62H137ZM166 63V62H165ZM173 63V61H172ZM187 63L185 64V66H187ZM87 64V63H86ZM95 64V63H94ZM99 64V63H98ZM113 64V63H112ZM110 65L111 67H114L113 65ZM116 64V63H115ZM119 64H122L119 60V62L117 63V65ZM123 64H124V61H123ZM128 64V63H127ZM152 64V63H150ZM157 67V62L155 63ZM162 64V63H161ZM179 64V63H177ZM75 65V64H74ZM78 65V64H77ZM80 65V64H79ZM83 65V64H82ZM93 65V64H92ZM125 65V64H124ZM138 65V64H136ZM139 65V66H140ZM165 65V64H164ZM175 65V64H174ZM180 65V64H179ZM2 65H0L1 67ZM72 66V65H71ZM69 66V67H71ZM87 66H90V63L88 62ZM95 66V65H94ZM103 66V65H102ZM129 66V65H128ZM138 66V67H139ZM146 66V65H145ZM145 66H143L142 68H146ZM152 66V65H151ZM153 66L150 67L149 65L147 66L146 69H148V67L152 68L153 69ZM189 66V65H188ZM189 66V67H190ZM74 67V66H73ZM71 67V69L73 68ZM80 67V66H79ZM123 68L126 69V67L122 66ZM141 67V66H140ZM139 67V68H140ZM154 67V68H155ZM163 67V66H162ZM171 67L173 68L174 66L171 65ZM170 67V69L172 70V68ZM76 68V66L74 67ZM73 68V69H74ZM86 68V67H84ZM83 68V69H84ZM90 68V67H89ZM99 68V67H98ZM104 68V67H102ZM118 68V67H117ZM117 68H113V70L115 71ZM121 69V70H125V69ZM159 68L160 67V64H159ZM169 68V66H168ZM20 69V68H19ZM69 68V71H68V67H67V72H72L70 71L71 70ZM82 67H80V71H81ZM91 69V68H90ZM94 69V68H92ZM120 69V68H119ZM128 69V67H127ZM131 69V67H130ZM156 69V68H155ZM158 69V67H157ZM170 69H168L170 71ZM178 69V68H177ZM188 69V68H187ZM191 69V68H190ZM188 69V71L190 70ZM193 69V70H194ZM108 70V68H107ZM111 70V68H110ZM113 70L111 72H113ZM180 70V69H179ZM19 71V70H18ZM38 71V70H37ZM79 71V70H78ZM77 70L74 71V72H78ZM79 71V72H80ZM85 71V69H84ZM102 71V70H100ZM99 71V73H100ZM105 71V69H104ZM131 71V70H130ZM177 70H175L176 72ZM191 71V70H190ZM220 71H224L225 73L227 72L228 76H227V81L226 80H223L222 78H220ZM66 70H65V75H64V78L66 79ZM73 72L74 75H76L75 73ZM78 72V73H79ZM89 72V71H88ZM103 72V71H102ZM126 72V70H125ZM128 72V70H127ZM135 72V71H134ZM144 72V71H143ZM159 72V71H157ZM187 72V71H186ZM194 72V71H193ZM23 73V72H22ZM61 73V71H60ZM63 73V72H62ZM62 73H61V77L62 76ZM77 73V77L79 76ZM85 73V72H84ZM104 73V72H103ZM114 73V72H113ZM121 71H119V75H120ZM132 74V72H130ZM128 73V74H130ZM137 73V72H136ZM169 73V72H168ZM189 73V72H188ZM191 73V72H190ZM71 74V75H73ZM86 74V73H85ZM89 74V73H88ZM93 74V73H92ZM108 74V73H107ZM111 75V73H109ZM123 74V72L121 73ZM186 74V73H185ZM50 75V74H49ZM55 75V74H54ZM69 74H67V76H71ZM84 74H82L83 76ZM95 75V73H94ZM100 75V74H99ZM114 74H112L113 76ZM124 75V74H123ZM122 75V76H123ZM30 76V75H29ZM52 76V75H51ZM88 76H91L88 75ZM111 76V77H112ZM117 76V75H116ZM115 76V77H116ZM128 76V75H127ZM160 76V75H159ZM158 76V77H159ZM187 76V75H186ZM199 76V77H198ZM14 77V76H13ZM39 77V76H37ZM44 78V75L42 76ZM47 77V76H45ZM54 77V76H53ZM73 79L74 77L71 76ZM80 77V76H79ZM103 78V76H101ZM107 77V76H106ZM110 76L108 77L111 78ZM113 77V78H115ZM119 77V76H117ZM116 77V78H117ZM121 77V76H120ZM126 77V75H125ZM130 77V75L128 76ZM131 77H133L131 75ZM164 77V76H163ZM24 78V77H23ZM40 79H42L41 77H39ZM58 78V77H57ZM68 78V77H67ZM71 78V79H72ZM83 78V77H82ZM91 78H93L91 76ZM95 78V77H94ZM93 78V80H94ZM99 78V77H97ZM96 78V79H97ZM137 78V77H136ZM145 78V77H144ZM34 79V78H33ZM36 79V77H35ZM51 81H53V78L51 77ZM56 79V78H55ZM58 79H62L61 82H66V80H64L63 78H58ZM57 79V80H58ZM88 79V78H86ZM95 79V80H96ZM100 79V78H99ZM98 79V80H99ZM105 79V78H104ZM119 79V78H118ZM191 79V77H190ZM4 80V79H3ZM58 80V81H60ZM64 80V81H63ZM70 81V78L68 79ZM77 80H80L79 78H77ZM106 80V79H105ZM137 80V79H135ZM145 80V79H144ZM32 81V78L31 80ZM29 81V82H30ZM35 81V80H34ZM39 81V80H38ZM42 81H45V79ZM50 81V80H49ZM51 81L49 82V84L51 83ZM56 81V83L58 82ZM69 81H67L69 83ZM89 81L91 82L92 80L89 79ZM117 81V79H116ZM114 81V82H116ZM192 81V80H191ZM9 83H11L10 81H8ZM33 82V81H32ZM46 84L48 82L45 81ZM54 82V81H53ZM64 82V83H65ZM66 82V83H67ZM89 82V83H90ZM96 82V81H95ZM99 82V81H98ZM112 82V83H114ZM119 82V81H118ZM121 82V80H120ZM131 82V81H130ZM135 82V81H133ZM145 82V81H144ZM264 82V81H263ZM27 83V82H26ZM67 83V84H68ZM70 83H75V79L74 81H70ZM84 83H86L84 81ZM100 83V82H99ZM105 83V82H103ZM107 83V82H106ZM105 83V84H106ZM109 83H111L109 81ZM108 83V84H109ZM176 83V82H175ZM191 83V82H190ZM193 83V84H195ZM246 83V88L243 86L244 84ZM32 84V83H30ZM38 84V83H37ZM45 84V85H46ZM101 84V83H100ZM117 84V83H115ZM114 84V85H115ZM119 84V83H118ZM122 84V83H121ZM124 84V83H123ZM127 84V82H126ZM124 84V85H126ZM134 84V83H133ZM136 84V83H135ZM165 84V83H164ZM44 85V84H43ZM55 85V83H54ZM57 85V84H56ZM55 85V86H56ZM60 85V84H58ZM76 84H74L75 86ZM91 85V84H90ZM90 85L89 88H90ZM111 85V84H110ZM108 85V86H110ZM120 85V84H119ZM118 85V86H119ZM123 85V86H124ZM128 86V91L130 89H132L130 87L129 89V84H127ZM143 85V84H142ZM196 85V84H195ZM18 86V85H17ZM28 86V83L27 85ZM34 86H37V85H34ZM69 86H72V85H69ZM84 86V84H83ZM87 86V84H86ZM88 86L85 88L87 89ZM99 86V85H98ZM113 86V85H111ZM117 85L115 87H118ZM134 87V85H131ZM140 86V84H139ZM166 86V85H165ZM175 86V85H174ZM191 86V85H190ZM197 86V85H196ZM199 86V85H198ZM244 88H243V87ZM40 87V86H38ZM40 90V88H38ZM47 87V85H46ZM44 87V88H46ZM51 87V85H50ZM65 87V86H64ZM68 87V86H67ZM92 87V86H91ZM138 86H136L135 88H137ZM152 87V86H151ZM248 87V88H247ZM257 87V89H256ZM262 87H264V85L261 86V89ZM31 88V87H30ZM29 88V90H30ZM48 88V87H47ZM57 88V87H55ZM54 88V89H55ZM63 88V86H62ZM70 88V89H69ZM75 88V87H74ZM74 88H71V87H68V91L71 90V89H74ZM109 88V87H108ZM6 89V88H5ZM21 89V88H19ZM27 89V88H26ZM35 89V87H34ZM36 89V90H37ZM64 89V88H63ZM62 89V90H63ZM81 89V88H79ZM91 89V88H90ZM93 89V88H92ZM97 89V88H96ZM95 89V90H96ZM103 89V88H102ZM115 89V88H114ZM264 89V88H263ZM45 90V89H44ZM66 90V89H65ZM65 90H64V94H65ZM76 88L73 90L75 91ZM94 90V92H95ZM99 90V89H98ZM107 89H104L103 91H105ZM111 90V88H110ZM127 90V89H126ZM138 90V89H137ZM190 90V89H189ZM192 90V89H191ZM22 91V90H21ZM19 91V92H21ZM31 91V90H30ZM50 91V88L49 90ZM47 91V92H48ZM57 93L58 92V88H57ZM61 91V88L60 90ZM67 91V94L66 96L70 97L71 94H73L74 92H69L71 94H69ZM78 91V90H77ZM86 91V90H85ZM114 91V90H113ZM127 91V92H128ZM132 91V90H131ZM130 91V92H131ZM152 91V90H151ZM162 91V90H161ZM249 91V96L251 97L250 94H252V99L249 98V96H247L246 94L248 93ZM10 92V91H9ZM35 93V91H32ZM52 92V91H51ZM98 92V91H97ZM97 92L95 95H97ZM99 92H101L102 94V91L99 90ZM129 92V94H130ZM137 92L136 89L133 93ZM264 92V91H263ZM27 93H30L27 91ZM24 92V94H27ZM38 91H37V96H38ZM41 93V92H40ZM54 93V92H53ZM52 93V94H53ZM88 93V92H86ZM92 93V92H91ZM109 93V92H108ZM108 93H106L105 95H108ZM115 93V92H114ZM162 93V92H161ZM192 93V92H191ZM190 93V94H191ZM195 93V92H194ZM17 94V93H16ZM48 94V93H47ZM47 94H44L47 95ZM69 94V95H68ZM75 96H76V92L74 93ZM74 94L71 95L72 99L74 98ZM78 94V93H77ZM81 94H84V93H81ZM80 94V95H81ZM110 94V93H109ZM128 94V93H127ZM137 93L133 94L132 96V93H131V97H134ZM154 94V93H153ZM187 94V93H186ZM7 95V94H6ZM14 95V94H13ZM31 95V94H30ZM34 95V94H33ZM40 95V94H39ZM43 95V94H42ZM50 97L51 94H48ZM60 95V94H58ZM92 95V94H91ZM116 95V94H115ZM160 95V93H159ZM246 95V96H245ZM18 96V95H17ZM22 96H24L22 94ZM29 96V95H28ZM27 96V97H28ZM36 96V97H37ZM62 96V94L60 95ZM59 96V97H60ZM110 96V95H108ZM113 96V95H112ZM138 96V95H137ZM166 96V95H165ZM188 96V95H187ZM191 96V95H189ZM1 97V96H0ZM20 97V95H19ZM18 97V98H19ZM33 97V96H32ZM41 98V95L39 96ZM38 97V98H39ZM52 97V96H51ZM63 97V96H62ZM65 97V96H64ZM70 97V98H71ZM80 97V96H78ZM100 98V94L99 96H97ZM102 97V96H101ZM104 97V95H103ZM111 97V96H110ZM136 97V96H135ZM195 97V96H194ZM264 97V96H263ZM22 98V97H21ZM43 98V97H42ZM41 98V99H42ZM47 98V97H45ZM57 98V97H56ZM145 98L147 99V97L145 96ZM1 99V98H0ZM20 99V98H19ZM19 99H17L19 101ZM23 99V98H22ZM32 99V98H31ZM34 99L36 100V98L34 97ZM33 99V100H34ZM44 99V98H43ZM49 99V98H48ZM55 99V97H54ZM53 99V100H54ZM65 99V98H64ZM78 99V98H77ZM94 99V98H93ZM104 98H102V102H105V99L103 100ZM16 100V101H17ZM29 101L30 98L28 99ZM39 100V99H38ZM37 100V101H38ZM45 100V99H44ZM50 100V99H49ZM52 100V99H51ZM56 100V99H55ZM54 100V101H55ZM62 100V99H61ZM69 100V99H68ZM75 100V99H74ZM96 100H99L96 98ZM108 101V99H106ZM169 100V99H168ZM178 100V99H177ZM22 101V100H21ZM26 101H27V98H26ZM40 101V100H39ZM43 101V100H41ZM63 101V100H62ZM61 101V103H62ZM71 101V100H69ZM90 101V100H89ZM208 101V102H209ZM3 102V101H2ZM1 102V103H2ZM10 102V101H9ZM24 102V100H23ZM35 102V101H34ZM43 102H46L43 101ZM42 102V104H43ZM47 102H49L47 100ZM66 102V101H65ZM73 102V101H71ZM80 102L81 101V98H80ZM92 102V101H91ZM98 102H101L98 101ZM97 102V103H98ZM133 102V100L131 101ZM7 103V102H6ZM14 103V102H13ZM28 103V102H27ZM25 103V104H27ZM40 103V102H39ZM94 103V101L92 102ZM95 103V105L97 104ZM133 103H136V101H134ZM139 103V102H138ZM197 103V102H196ZM195 103V105H196ZM8 104V103H7ZM17 104V103H16ZM16 104L14 103V107L16 106ZM30 104V103H29ZM42 104L40 106H42ZM53 104V102H52ZM55 104V103H54ZM53 104V105H54ZM60 104V103H59ZM63 104V103H62ZM69 104V103H68ZM71 104V103H70ZM87 104V103H86ZM89 104V103H88ZM107 106H108V102L106 103ZM180 104V103H178ZM191 104V103H190ZM200 104V103H199ZM207 104H211V103H207ZM213 104V103H212ZM216 104V105H215ZM2 105V104H0ZM5 105V104H3ZM10 105V104H9ZM33 105V104H32ZM38 104H36L35 106H37ZM44 105V104H43ZM56 105V104H55ZM64 105V104H63ZM74 105V104H72ZM71 105V107H72ZM94 105V106H95ZM135 105H140V104H135ZM169 105V104H168ZM194 105V106H195ZM203 104H200L199 106L201 107ZM86 106V105H85ZM89 106V105H87ZM86 106V107H87ZM162 106V105H161ZM167 106V105H166ZM179 106V105H178ZM208 106V105H207ZM213 106V105H212ZM211 106V107H212ZM4 107V106H3ZM25 108V106H23ZM29 107V106H28ZM55 107V106H54ZM57 107V106H56ZM68 107V106H67ZM70 107V106H69ZM70 107V108H71ZM74 107V106H73ZM72 107V108H73ZM78 107V105H77ZM76 107V108H77ZM80 107V106H79ZM78 107V108H79ZM84 107V105H83ZM83 107H81V109H83ZM197 107V105H196ZM199 109L197 108V110L200 111V109H203L204 110H208L207 108L204 109V107L200 108ZM223 107V106H222ZM5 108V107H4ZM16 108V107H15ZM37 108V107H36ZM39 108V107H38ZM59 108V107H58ZM56 108V109H58ZM71 108V109H72ZM168 108V107H167ZM191 108V107H189ZM195 108V107H194ZM213 108V107H212ZM214 108L212 109V113H214ZM224 108H226L224 106ZM234 108V106H233ZM17 109V108H16ZM30 109V108H28ZM32 109V108H31ZM41 109V108H40ZM43 109V108H42ZM45 109V108H44ZM61 110V108H59ZM65 109V108H64ZM223 109V108H221ZM228 109V108H227ZM4 110V109H3ZM24 110V109H23ZM60 110H58L59 114H60ZM67 110V108H66ZM69 110V108H68ZM78 110V109H77ZM167 110V109H166ZM210 110V108H209ZM218 110V108H217ZM253 110H255L254 112L256 114H253ZM12 111V110H11ZM26 111V110H25ZM64 111V110H63ZM72 111V110H70ZM69 111V112H70ZM74 111V109H73ZM79 111V110H78ZM146 111V110H145ZM170 111V110H169ZM196 111V110H195ZM211 111V110H210ZM41 112V111H39ZM46 112L43 110V113ZM57 112V114H58ZM62 112V111H61ZM65 112V111H64ZM76 112V110H75ZM163 112V111H162ZM166 112V111H165ZM208 112V111H207ZM217 112V111H216ZM224 112V111H222ZM12 113V112H11ZM10 113V114H11ZM24 113V112H23ZM42 113V112H41ZM42 113V114H43ZM164 113V112H163ZM192 113V112H191ZM200 113V112H199ZM202 113L204 114V112H201V114H198L197 112H195L194 114H198V116L202 115ZM206 113V112H205ZM210 112H208L209 114ZM27 114V113H26ZM25 114V115H26ZM63 114V113H62ZM67 114V113H65ZM64 114V115H65ZM73 114V113H72ZM70 114V115H72ZM75 114V113H74ZM78 114V113H77ZM170 114V113H169ZM176 114V113H175ZM224 114V113H223ZM5 115V114H4ZM48 114H46L47 116ZM211 115V113L209 114V116ZM216 115V114H215ZM253 115L256 117L254 118ZM7 116V114H6ZM13 116V115H12ZM18 116V115H17ZM45 116V115H44ZM43 116V117H44ZM62 116V115H61ZM79 116V115H78ZM142 116V115H141ZM145 116V115H144ZM195 116V115H194ZM197 116V115H196ZM197 116V117H198ZM205 116V114H204ZM203 118H206V119H211L209 116V118L207 117H204ZM207 116V114H206ZM1 117V116H0ZM13 117H16L13 116ZM22 117V116H21ZM70 117V116H69ZM73 117V116H72ZM140 117V116H139ZM220 117V116H219ZM253 118L254 121L253 123H248L249 122V118ZM19 118V117H17ZM16 118V119H17ZM27 118V117H26ZM33 118V117H32ZM45 118V117H44ZM58 118V117H57ZM138 118V116H137ZM141 118V117H140ZM145 118V117H144ZM166 118V117H165ZM187 118V117H186ZM200 118V117H199ZM202 118V116H201ZM42 119V118H41ZM63 119V121H62ZM69 119V118H68ZM71 119V117H70ZM75 119V118H74ZM143 119V118H142ZM164 119V118H163ZM203 122L204 125L208 124V120ZM219 119V118H218ZM217 119V121H218ZM22 120V119H21ZM24 120V119H23ZM31 120V119H30ZM29 120V121H30ZM73 120V118H72ZM135 120V119H134ZM201 120V119H200ZM204 120V119H203ZM216 120V119H215ZM248 120V122H247ZM5 121V120H4ZM8 121V120H7ZM10 121L12 122V120L10 119ZM28 121V122H29ZM75 121V120H74ZM138 121V120H137ZM157 121V122H156ZM190 121V119H189ZM188 121V122H189ZM196 120L194 119V122ZM199 121V120H197ZM196 121V122H197ZM202 121V120H201ZM13 122H15V120H13ZM27 122V123H28ZM32 122V120L30 121ZM191 122V121H190ZM207 122V123H206ZM219 122V121H218ZM8 123V122H7ZM39 123V124H40ZM46 123H48L47 125H45ZM200 123V122H199ZM199 123H198V127L200 128L202 125L199 126ZM217 122H215V125H216ZM220 123V122H219ZM13 124V123H12ZM15 124V123H14ZM17 124V122H16ZM31 124V123H30ZM162 126H160V125ZM166 124V123H165ZM168 124V123H167ZM165 125L166 127H170L168 125H170V123L168 125ZM193 124V123H192ZM221 124V123H220ZM234 124V123H233ZM34 125V124H33ZM36 125V123H35ZM197 126V123H194L193 126ZM203 125V126H204ZM211 124H208L207 126H210ZM218 125V124H217ZM216 125V126H217ZM9 126V125H8ZM23 126H25L23 124ZM32 126V124L30 125ZM38 126V125H37ZM160 126V127H159ZM172 126V125H171ZM190 126V124H189ZM193 126H190V129H192ZM195 126V128H196ZM205 126V129L204 127H202V129L206 130V133L208 135L211 127H213V129H219V128H216V126H210V129H207ZM232 126V124H231ZM230 126V127H231ZM235 126V124L233 125ZM14 127V126H13ZM28 126H26V128H28ZM173 127V126H172ZM181 127V126H180ZM197 127V128H198ZM19 128V127H18ZM25 128V127H24ZM36 128V127H35ZM38 128V127H37ZM40 128V127H39ZM38 128V130H39ZM167 128V129H168ZM185 128V127H184ZM199 131H201L202 129H199ZM228 128V127H227ZM233 128V127H232ZM12 129V128H11ZM34 129V128H33ZM41 129V128H40ZM170 129V128H169ZM211 129V131L213 130ZM219 129V130H220ZM236 129V127H235ZM234 129V130H235ZM14 130V129H13ZM27 130H30L27 129ZM36 130V129H35ZM202 130V131H204ZM212 131L214 132L215 134H219L218 132H215V131ZM231 130V129H229ZM233 131V129H232ZM231 131V132H232ZM15 132V131H14ZM196 133L197 130L195 131ZM193 132V134L195 135L196 137V133ZM211 132V133H212ZM228 132V133H227ZM235 132V131H233ZM33 133V131L31 132ZM35 133V132H34ZM205 133V135H206ZM210 133V134H211ZM224 133V134H223ZM1 135L3 134L2 132L0 133ZM181 134V133H180ZM179 134V135H180ZM213 134V133H212ZM211 134V135H212ZM223 134V136H222ZM37 134H35L36 136ZM182 135V134H181ZM191 135V134H190ZM193 135V136H194ZM206 135V136H207ZM245 135V136H244ZM10 136V135H9ZM34 136V135H32ZM192 136V135H191ZM192 136V137H193ZM214 136V135H212ZM218 136V135H217ZM222 136V137H221ZM226 139H225V137ZM244 136V138H242ZM4 137V136H3ZM21 137V136H20ZM41 137V136H40ZM63 137V141H64V138ZM211 137V136H210ZM216 137V135H215ZM6 138V136H5ZM17 138V137H16ZM36 138V137H35ZM171 138V137H170ZM207 138V137H205ZM212 138V137H211ZM211 138H208L210 142V139ZM42 139V138H41ZM41 139H37V141H41ZM168 139V138H167ZM190 139V141H189ZM196 139V141H195ZM250 139V138H248ZM254 140V139H253ZM5 141V139H4ZM43 141V139H42ZM207 141V139H206ZM239 141V142H238ZM258 141V142H259ZM34 142V141H33ZM178 142V143H177ZM211 142V144H212ZM1 143V141H0ZM200 143V145L198 144ZM222 145H221V144ZM18 144V143H17ZM38 144V143H37ZM63 144V145H65ZM207 143H205V146H206ZM209 144V143H208ZM209 144V149L208 150H211V149H216L217 153L220 152L221 150L218 149V145L216 144V146L213 147V145ZM214 144V145H215ZM242 144V145H241ZM6 145V143H5ZM9 145V144H7ZM6 145V148L8 147ZM30 145V144H28ZM45 145V144H44ZM210 145L213 147L211 148ZM1 146V145H0ZM79 146V147H78ZM84 146L83 148L85 149ZM188 146V147H187ZM204 144L202 143V149H205L204 147ZM2 147V146H1ZM4 147V146H3ZM27 147V146H26ZM186 147V148H185ZM193 147V146H192ZM207 147V146H206ZM216 147V148H215ZM244 147V146H243ZM5 148V149H6ZM22 148V147H20ZM65 147H63L62 149H64ZM67 148V149H68ZM170 148V147H169ZM181 148V149H180ZM188 148V149H187ZM208 148V147H207ZM207 148L205 149V151L201 150L203 153L201 154V156L199 155L201 152L199 151V154L197 156H200L199 158H204V157H207L206 156V153L205 152H209V153H212V151H206ZM239 148V149H241ZM258 148V150H259ZM45 149V148H44ZM60 149V150H62ZM66 149V150H67ZM183 149H186L185 151ZM252 149V148H251ZM7 150V149H6ZM29 150V149H28ZM52 150V149H51ZM50 150V151H51ZM59 150V149H58ZM57 150V151H58ZM72 150V149H71ZM171 150V149H170ZM228 150V153L226 152ZM247 150V149H246ZM254 150V151H255ZM1 151V150H0ZM8 151V150H7ZM63 151V150H62ZM93 151V150H92ZM231 151V152H230ZM237 151V154H238V150ZM250 151V150H249ZM253 151V150H251ZM257 151V150H256ZM2 152V151H1ZM33 152V151H32ZM42 152V151H41ZM65 152V150H64ZM63 152V153H64ZM67 152V151H66ZM64 153L67 155V153ZM80 152L84 153L85 154H79ZM223 152V150L221 151ZM230 152V153H229ZM245 152V151H243ZM6 153V152H5ZM62 153V154H63ZM165 153V154H164ZM187 153V154H186ZM205 153V154H204ZM250 153V152H249ZM255 153V152H254ZM253 153V154H254ZM9 154V153H8ZM7 154V155H8ZM26 154V152H25ZM29 154V153H28ZM32 156H33V153H31ZM63 154V157L65 156ZM178 154V156H179ZM214 154V152H213ZM230 154V155H228ZM256 154V153H255ZM254 154V155H255ZM261 156H262V152L260 153ZM36 155V154H34ZM58 155V154H57ZM95 155V157L93 156ZM97 155V157H96ZM166 155V156H165ZM239 155V154H238ZM243 155V154H242ZM10 156V155H9ZM8 156V157H9ZM26 157V155H24ZM38 156V155H37ZM36 156V157H37ZM69 156V154H68ZM211 156V154L209 155ZM217 156V155H216ZM215 156V157H216ZM243 156H246V155H243ZM2 157V156H1ZM13 157V156H12ZM12 157H11V161H12ZM42 157V156H41ZM66 157V156H65ZM71 156H69L70 158ZM180 157V156H179ZM214 157V156H213ZM240 157V156H239ZM263 157V156H262ZM7 158L4 157V159ZM10 158V157H9ZM32 158V157H31ZM30 158V159H31ZM208 158V157H207ZM217 158V157H216ZM224 158V159H223ZM245 158V157H244ZM26 159L29 160V158L27 157ZM72 159V157H71ZM80 159V161H81ZM177 159V160H176ZM219 159V158H218ZM6 160V159H5ZM4 160V161H5ZM35 160V161H34ZM38 160V158H37ZM41 160V159H40ZM38 160V161H40ZM78 160V159H77ZM179 160V162L181 164H177V161ZM196 160V161H195ZM202 160V159H201ZM222 160V161H221ZM2 161V160H1ZM36 162V159H32L31 162ZM72 161V160H70ZM96 163L97 165H103V170L99 173V175L96 174V170L93 168H97V169H101L97 167V165H95L94 163ZM10 162V161H9ZM41 162V161H40ZM39 162V163H40ZM199 162V161H198ZM208 162V161H207ZM221 162V163H220ZM2 163V162H1ZM13 163V161H12ZM38 163V164H39ZM74 163V162H73ZM76 163V162H75ZM204 163V162H203ZM25 162V167L27 166ZM92 164L93 167L90 165ZM196 164V165H195ZM250 164V166L248 165ZM2 165V164H1ZM12 165V164H11ZM29 165V164H28ZM42 165V164H40ZM177 165H179V168ZM185 165V166H186ZM199 165V164H198ZM207 165V164H206ZM262 165V164H261ZM5 165H3L4 167ZM14 166V165H13ZM24 166V164H23ZM32 166V164H31ZM33 169L35 168V165H33ZM208 166V165H207ZM2 166H0L1 168ZM7 167V166H6ZM21 167V166H20ZM24 167V168H25ZM36 167L38 168V166L36 165ZM40 167V166H39ZM184 167V168H183ZM188 167H192V168H188ZM194 167V168H193ZM19 168V167H18ZM23 168V169H24ZM90 168H93L92 171H90ZM199 168V170L197 169ZM264 168V166H263ZM3 169V168H1ZM17 169V168H16ZM32 169V170H33ZM40 169V168H38ZM43 169V168H41ZM76 169V168H75ZM259 169V168H258ZM4 170H6V168H4ZM4 170H1V172L3 171L4 174H6L4 172ZM37 171V169H34ZM197 170V171H196ZM9 172V169L6 170ZM11 171V170H10ZM23 171V170H22ZM43 171V170H42ZM262 171V170H261ZM12 173L14 171H11ZM6 174L4 176V174L0 173L1 175H3L6 179V177L8 176H11L12 174ZM26 173V171H25ZM35 173V172H34ZM38 173L39 170H38ZM43 173V172H42ZM24 174V173H23ZM29 174V173H28ZM15 175V173H14ZM21 175V174H20ZM32 175V173H31ZM36 175V174H35ZM38 175V174H37ZM24 176V175H23ZM83 176H80L83 177ZM262 175L260 174V177ZM13 177V176H12ZM28 177V176H27ZM39 177V176H38ZM2 177L0 176V179ZM10 178V177H9ZM19 178V177H17ZM24 178V177H23ZM30 178V177H29ZM35 178V177H33ZM37 178V177H36ZM35 178V179H36ZM88 178V179H89ZM263 178H264V175H263ZM4 179V178H3ZM2 179V180H3ZM16 179V178H15ZM14 179V180H15ZM22 180V179H20ZM26 180V179H25ZM99 180V179H98ZM261 180V179H260ZM5 183L7 182L6 180H4ZM3 181V182H4ZM11 181V179H10ZM9 181V182H10ZM27 181V180H26ZM35 180H33L32 182H34ZM40 181V180H39ZM91 181V180H90ZM100 181V180H99ZM231 181V183H230ZM13 182V181H12ZM19 182V181H18ZM22 182V181H21ZM28 182V181H27ZM31 182V181H30ZM29 182V183H30ZM93 182V180L91 181V183ZM260 182V181H259ZM263 182V181H262ZM8 183V182H7ZM16 183V182H15ZM28 183V184H29ZM37 183H40V182H37ZM101 183V182H100ZM2 184V183H0ZM11 184V183H10ZM27 184V185H28ZM32 184V183H31ZM36 184V183H35ZM34 184V185H35ZM24 185V183H23ZM33 185V184H32ZM41 185L40 187L43 188L44 186L42 184H39ZM1 186V185H0ZM20 186V185H19ZM263 186V185H262ZM2 187V186H1ZM16 187V186H15ZM24 187V186H23ZM96 187V186H95ZM19 187H17L18 189ZM28 188V187H27ZM100 188V187H98ZM5 189V188H4ZM9 189V188H8ZM86 190V189H85ZM96 190V189H95ZM99 190V189H98ZM2 191V190H1ZM10 191V190H9ZM23 191V190H22ZM92 191V190H91ZM103 191V190H102ZM4 191H2L3 193ZM21 192V191H19ZM17 193V192H16ZM88 193V192H87ZM91 193V192H90ZM94 193V192H93ZM4 194V193H3ZM2 194V196H3ZM7 194V193H6ZM23 194V193H22ZM45 194V193H44ZM23 196V195H22ZM31 197L33 195H30ZM45 196V195H43ZM91 196V195H90ZM24 197V196H23ZM35 197V196H34ZM49 197V196H48ZM101 197V196H100ZM16 198V197H15ZM28 198V197H27ZM38 197L36 196V199ZM46 198V197H45ZM9 199V198H8ZM26 199V198H24ZM23 199V200H24ZM29 199V198H28ZM27 199V200H28ZM33 199V198H32ZM101 199V198H100ZM103 199V198H102ZM1 200L3 201L4 199L1 198ZM15 200V199H14ZM22 200V198H21ZM30 200V199H29ZM187 200V201H185ZM25 201V200H24ZM36 201V200H35ZM37 202V201H36ZM35 202V203H36ZM108 202V203H109ZM112 203H113V206H112ZM161 203H164L163 201H161ZM8 204V203H7ZM24 204V203H23ZM22 204V205H23ZM37 204V203H36ZM97 204V203H96ZM105 204V203H104ZM179 204H182V203H179ZM42 205V204H40ZM45 207H47L48 205L47 204H44ZM42 205V207L44 206ZM47 205V206H46ZM8 206V205H7ZM53 206V205H52ZM105 206V205H104ZM43 207V208H45ZM54 207H56V205H54ZM84 207V206H83ZM39 208V207H38ZM101 208V207H100ZM98 207V209H100ZM104 208V207H103ZM14 209V208H13ZM83 210V208H81ZM96 209V208H95ZM97 209V210H98ZM44 210V209H43ZM48 210V208L46 209ZM12 211V210H11ZM56 211L57 213L58 212H61L62 211V208H58V206L56 207ZM56 211H52V212H56ZM85 211V210H84ZM94 211V210H93ZM91 211V212H93ZM105 211V209H104ZM108 211V212H107ZM174 211V210H173ZM172 211V213H173ZM47 211H43V213H45ZM49 212V210H48ZM87 212V209L86 211ZM112 212H115L117 215L115 216L112 215ZM262 213L263 214V217L262 219L260 218H257L256 217V213ZM37 213V211H36ZM42 213V214H43ZM51 213V212H50ZM56 213V214H57ZM111 213V214H110ZM2 214V213H1ZM55 214V213H54ZM97 214V213H96ZM9 215V214H8ZM10 216V215H9ZM120 216V217H118ZM259 216V214H258ZM262 216V215H260ZM1 217V216H0ZM114 217H116V220L113 219ZM9 218V217H8ZM123 219V220H122ZM3 220V219H2ZM115 220V222H114ZM121 221V223L118 225V221ZM180 220V221H181ZM62 222L64 223V221L61 220V224ZM179 222V221H178ZM1 223V222H0ZM59 223V221H58ZM57 223V224H58ZM5 224V223H4ZM81 224V223H80ZM79 224V225H80ZM86 224V225H85ZM36 225V224H35ZM34 225V226H35ZM56 225V224H55ZM60 225V224H59ZM65 225V224H64ZM82 225H85L86 227L82 226V227H77L79 230H85V229H89L91 227V221H89V223H86L85 220H84V224H83V221H82ZM134 225V224H133ZM13 226V225H12ZM52 226V225H51ZM57 226V225H56ZM63 226V225H62ZM61 227V225H60ZM64 227V226H63ZM15 228V227H14ZM165 228V229H164ZM185 228V230H184ZM11 229V228H10ZM170 230V229H169ZM173 230V229H172ZM176 230V229H175ZM174 231V230H173ZM176 232V231H175ZM171 233V231H170ZM174 233H172V236L174 238ZM182 233H180L181 235ZM194 234V237H191V235ZM159 237V238H158ZM176 238V237H175ZM166 240V239H165ZM162 242V241H161ZM166 242V241H165ZM166 247L168 245V243L165 244ZM163 245H160L159 247H161ZM170 245H168V248ZM174 246V245H173ZM15 247V246H14ZM164 247V246H163ZM158 248V249H157ZM172 248V247H171ZM161 249V248H160ZM1 251V250H0ZM164 251V250H163ZM170 251V250H169ZM167 251V252H169ZM160 252H162L160 250ZM166 252V254H167ZM260 252L262 254H264V247H260ZM161 254V253H160ZM165 254V253H164ZM165 254V256H166ZM162 255V254H161ZM170 255V253H169ZM169 255H167L169 257ZM160 256V255H158ZM160 258H164V257H160ZM159 258V259H160ZM163 261V259H162ZM238 261V262H237ZM164 262V261H163ZM161 263V262H160Z\"/></svg>",
  "mask_w": 264,
  "mask_h": 264
}]
</instances>
